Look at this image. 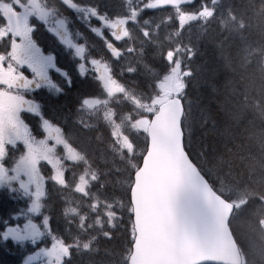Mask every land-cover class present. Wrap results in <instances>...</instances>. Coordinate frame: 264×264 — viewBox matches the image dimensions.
Listing matches in <instances>:
<instances>
[{
	"label": "snow or ice",
	"instance_id": "snow-or-ice-1",
	"mask_svg": "<svg viewBox=\"0 0 264 264\" xmlns=\"http://www.w3.org/2000/svg\"><path fill=\"white\" fill-rule=\"evenodd\" d=\"M61 2L65 7H76L75 0ZM47 4L48 0H0V20L14 26L15 35L22 38L14 44L12 57L21 66L27 64L32 72V76H25L0 56V87L29 89L34 85L28 96L47 87L56 97L72 87L71 73L57 66L55 56L45 55L32 40L37 23H43L71 45L60 36L61 29L66 31L64 20L51 26L50 17L59 9ZM173 5H177L175 9ZM166 6L176 15L169 17L175 23L163 40L155 29L142 28L141 35L135 36L131 24L139 20H122L119 24L105 20L98 5L85 11L86 17L90 11L93 20H105L110 25L114 42L106 44L110 56L106 61L99 57L85 61V47L73 45L76 75L91 79L95 91L76 94L77 115L71 124L69 113H65L56 121L42 118V128L33 129L21 116L22 106L27 105L29 113L41 117L42 106L34 99L0 91L13 101L6 108L8 127L0 140V192L13 201L24 202L0 216V264H80L85 255L90 257L86 264H108L99 255V240L105 241L103 251L111 254L120 234L113 223L117 210L108 191L112 185L110 169L95 164L91 146L92 130L101 125L96 139L106 131L108 147L121 159L132 158L133 137L138 136L145 140L144 158L148 162L162 152L176 160L204 201L201 239L211 248L210 264H264V45H254L246 36L253 28L264 33V3L254 7L252 16L234 0H227L226 6L225 0H169ZM12 35V31H5L0 43ZM134 40L140 44L139 50ZM201 42L214 46L226 68L239 67L248 76L242 98L226 97L221 104L220 110L236 122V127H217L213 114L200 110V125L206 130L205 136L212 138L211 147L205 143L199 153L203 168L187 151L193 115L191 102L185 103L189 81L201 77L202 64L196 63L197 56L203 55ZM119 43L124 47H118ZM149 45L160 67L138 58V63L151 68L145 91L126 83L125 68L115 71L113 61L124 53L138 52L142 57ZM253 59L257 68L248 71ZM86 63L94 68L86 67ZM126 68L129 73L136 72L131 63ZM50 69L64 80L63 85L53 81ZM230 83L227 81L225 87ZM212 88L216 91L215 85ZM122 101L129 105L123 111L117 107ZM247 113L254 118L239 127ZM255 118L260 120V127ZM209 121L212 127H208ZM132 172L135 176L136 168ZM135 240L130 236L120 252L121 264H135Z\"/></svg>",
	"mask_w": 264,
	"mask_h": 264
},
{
	"label": "trees",
	"instance_id": "trees-1",
	"mask_svg": "<svg viewBox=\"0 0 264 264\" xmlns=\"http://www.w3.org/2000/svg\"><path fill=\"white\" fill-rule=\"evenodd\" d=\"M226 1V0H225ZM235 4H238L241 8H244L249 16L253 15L254 7L258 8L260 4L253 2V0H234ZM158 28V29H157ZM157 30L160 34V39H164L165 36L170 32V28L163 27H151V30ZM218 31V29H217ZM132 33L139 37L141 35L140 31L132 30ZM247 39L251 41L254 45H264V33L259 29L253 28L250 33H246ZM133 45L139 50L141 47L137 41L132 42ZM201 51L203 55H198L196 58V63L202 64L201 77L199 80L189 81L188 93L185 97V103L189 101L192 115L193 123L191 125V137H190V147L187 151L192 158V160L203 168L201 164V158L199 153L201 152L202 146L207 143L209 147L212 144V138L205 136V129L201 127L200 120V110L211 112L214 119L217 121V127L223 128L225 125H232L236 127V122L231 120L225 111H221V104L225 101L226 97H231V99H241L244 91V87L247 83L248 76L247 72L239 67H235V70L228 69L224 66L222 59L218 58L216 55V50L213 45L201 42ZM236 47L234 46L233 52L235 53ZM153 48L151 45L144 49L142 57L139 53H124V55L116 61L114 70L119 71L121 67H124L123 79L126 83H129L132 87L138 85H148V76L150 72V67H145L144 63H138V58H142L143 61L152 66L160 67L159 63L152 56ZM131 63L135 65L136 72L134 74L127 71L126 65ZM257 68L256 61L253 59L252 63L249 65L248 71H252ZM138 81V84H132L131 81ZM231 81L228 87H225V83ZM87 82V80H85ZM212 85L216 86V91H213ZM88 85L86 83H81L75 91L70 90V95H65L63 100H55L54 108L58 110L57 118L62 117L65 113H69L68 120L71 124L73 118L77 115L76 106V94L83 93L87 90ZM235 89V91H232ZM145 90V89H144ZM147 91V90H145ZM129 107V105H128ZM120 110H123L120 108ZM251 113L245 114V116L240 120L239 127H243L249 119H253ZM256 126L260 127L261 122L258 118H255ZM208 127H212L211 121H209ZM101 128L93 129L91 135L93 139L91 141V146L95 150L96 159L95 164L100 168H109L110 176L112 178V185L108 187L110 197L113 199L114 206L117 210V215L113 220V223L117 225L116 231L120 234L115 247L112 248L111 254L103 251L105 247V241L103 239L99 240L100 247L102 251L100 256L108 262V264H121L120 252L123 248L127 246L130 236L134 234L133 220H132V208L130 204V187L133 182V168H137L142 160V155L145 148V140L141 137L139 141V147L133 151V156L129 160L128 158L121 159L119 154L112 153V150L108 147L107 132L104 131V135L101 139H96V136L101 130ZM119 178V180L117 179ZM9 199V198H8ZM117 199L120 202H117ZM23 201H14L9 207L18 209L23 206ZM0 206L4 210L5 215L11 209H7L2 201H0ZM59 205L57 204V208ZM111 247V246H110ZM6 260L7 257L5 256ZM90 259L85 255L80 264H86ZM259 264V261H257Z\"/></svg>",
	"mask_w": 264,
	"mask_h": 264
},
{
	"label": "water",
	"instance_id": "water-1",
	"mask_svg": "<svg viewBox=\"0 0 264 264\" xmlns=\"http://www.w3.org/2000/svg\"><path fill=\"white\" fill-rule=\"evenodd\" d=\"M135 264H206L211 248L202 242L205 209L201 193L176 160L162 152L135 174L132 187Z\"/></svg>",
	"mask_w": 264,
	"mask_h": 264
},
{
	"label": "flooded vegetation",
	"instance_id": "flooded-vegetation-1",
	"mask_svg": "<svg viewBox=\"0 0 264 264\" xmlns=\"http://www.w3.org/2000/svg\"><path fill=\"white\" fill-rule=\"evenodd\" d=\"M176 6L173 7L175 9ZM13 103L11 96L5 97L4 95H0V140L3 137V131L8 127V122L6 116H3L4 110L7 108L5 106Z\"/></svg>",
	"mask_w": 264,
	"mask_h": 264
},
{
	"label": "rangeland",
	"instance_id": "rangeland-1",
	"mask_svg": "<svg viewBox=\"0 0 264 264\" xmlns=\"http://www.w3.org/2000/svg\"><path fill=\"white\" fill-rule=\"evenodd\" d=\"M154 2L156 3V0H154L152 3H151V5H153L154 4ZM17 14H19V13H17ZM30 20H31V18H30ZM30 22V21H29ZM5 31H12V33H15V31H14V26H9V25H7L6 26V28L3 30V33L5 32ZM2 33V34H3ZM15 35V34H14ZM60 35H61V30H60ZM18 36H14V38H13V46H14V44L16 43V42H19L22 38H20V39H18L17 38ZM14 48V47H13ZM127 103V102H126ZM121 105H122V103H121ZM120 105V106H121Z\"/></svg>",
	"mask_w": 264,
	"mask_h": 264
}]
</instances>
